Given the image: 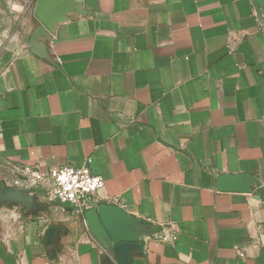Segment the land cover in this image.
Instances as JSON below:
<instances>
[{
    "label": "crops",
    "instance_id": "crops-1",
    "mask_svg": "<svg viewBox=\"0 0 264 264\" xmlns=\"http://www.w3.org/2000/svg\"><path fill=\"white\" fill-rule=\"evenodd\" d=\"M10 2L23 11L0 32V264H264L253 1ZM64 165L103 178L90 208L13 185ZM101 204L136 241L97 238L85 214Z\"/></svg>",
    "mask_w": 264,
    "mask_h": 264
},
{
    "label": "built area",
    "instance_id": "built-area-1",
    "mask_svg": "<svg viewBox=\"0 0 264 264\" xmlns=\"http://www.w3.org/2000/svg\"><path fill=\"white\" fill-rule=\"evenodd\" d=\"M21 174L22 177L15 179L13 185L42 188L47 200L78 209L90 208L95 194L104 186L103 178L92 173L87 166L64 165L47 172L25 167Z\"/></svg>",
    "mask_w": 264,
    "mask_h": 264
},
{
    "label": "water",
    "instance_id": "water-1",
    "mask_svg": "<svg viewBox=\"0 0 264 264\" xmlns=\"http://www.w3.org/2000/svg\"><path fill=\"white\" fill-rule=\"evenodd\" d=\"M256 12L264 17V0H252ZM41 22L45 25L46 20L40 16ZM88 224L92 228L98 239L104 237L113 245H121L122 242H133L137 240V233L131 227L124 224L121 219V213H117L116 208L107 204H101L98 208H92L86 211ZM50 237V232H48Z\"/></svg>",
    "mask_w": 264,
    "mask_h": 264
},
{
    "label": "rangeland",
    "instance_id": "rangeland-1",
    "mask_svg": "<svg viewBox=\"0 0 264 264\" xmlns=\"http://www.w3.org/2000/svg\"><path fill=\"white\" fill-rule=\"evenodd\" d=\"M10 1L11 0H0V32L11 29L14 25L12 22H14V17L17 12L12 10V3ZM40 13H43L41 16L45 17L46 14L43 10H41Z\"/></svg>",
    "mask_w": 264,
    "mask_h": 264
},
{
    "label": "clouds",
    "instance_id": "clouds-1",
    "mask_svg": "<svg viewBox=\"0 0 264 264\" xmlns=\"http://www.w3.org/2000/svg\"><path fill=\"white\" fill-rule=\"evenodd\" d=\"M12 10L13 11H18V12H22L23 11V6L18 4V3H14L12 5Z\"/></svg>",
    "mask_w": 264,
    "mask_h": 264
}]
</instances>
